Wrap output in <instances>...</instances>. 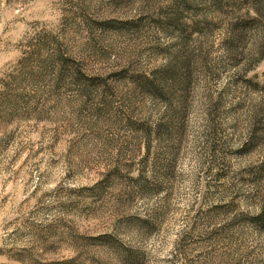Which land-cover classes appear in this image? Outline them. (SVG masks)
<instances>
[{"label": "rangeland", "instance_id": "1", "mask_svg": "<svg viewBox=\"0 0 264 264\" xmlns=\"http://www.w3.org/2000/svg\"><path fill=\"white\" fill-rule=\"evenodd\" d=\"M0 264H264V0H0Z\"/></svg>", "mask_w": 264, "mask_h": 264}]
</instances>
